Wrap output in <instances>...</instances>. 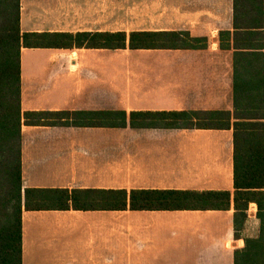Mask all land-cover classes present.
I'll list each match as a JSON object with an SVG mask.
<instances>
[{
    "label": "crops",
    "instance_id": "0c3cea01",
    "mask_svg": "<svg viewBox=\"0 0 264 264\" xmlns=\"http://www.w3.org/2000/svg\"><path fill=\"white\" fill-rule=\"evenodd\" d=\"M22 33L187 31L203 50L23 49V112L235 110L236 70L264 68L235 0H21ZM230 36L222 38V34ZM24 188L234 194V129L22 127ZM229 211H24L22 264H236L261 235Z\"/></svg>",
    "mask_w": 264,
    "mask_h": 264
},
{
    "label": "trees",
    "instance_id": "16d2710c",
    "mask_svg": "<svg viewBox=\"0 0 264 264\" xmlns=\"http://www.w3.org/2000/svg\"><path fill=\"white\" fill-rule=\"evenodd\" d=\"M235 28L251 46L263 36L264 0H235ZM230 36L222 34V38ZM208 40L187 31L126 33H22L21 0H0V264H22L24 211L174 212L229 211L236 238L251 204L258 207L261 235L246 240L236 264H264V68L236 70L235 110L23 112V49L203 50ZM132 128L136 130L234 129V194L180 190H69L24 188L22 127Z\"/></svg>",
    "mask_w": 264,
    "mask_h": 264
}]
</instances>
